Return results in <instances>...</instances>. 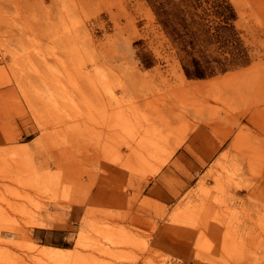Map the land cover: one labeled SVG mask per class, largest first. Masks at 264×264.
Wrapping results in <instances>:
<instances>
[{"label":"rangeland","instance_id":"1","mask_svg":"<svg viewBox=\"0 0 264 264\" xmlns=\"http://www.w3.org/2000/svg\"><path fill=\"white\" fill-rule=\"evenodd\" d=\"M151 1L0 0V264H264V0L202 77Z\"/></svg>","mask_w":264,"mask_h":264},{"label":"trees","instance_id":"2","mask_svg":"<svg viewBox=\"0 0 264 264\" xmlns=\"http://www.w3.org/2000/svg\"><path fill=\"white\" fill-rule=\"evenodd\" d=\"M154 12L163 31L178 47L183 68L188 76L202 77L213 73L215 67L209 52L212 43L219 42L212 50L224 47L229 41L221 34L230 30L229 19L233 16L231 5L226 0H211V10L219 16L216 24H208L209 8H198L203 0H152ZM210 28H213L210 31ZM217 60V59H216ZM223 64V63H221ZM226 69L224 65L218 67Z\"/></svg>","mask_w":264,"mask_h":264},{"label":"bare ground","instance_id":"3","mask_svg":"<svg viewBox=\"0 0 264 264\" xmlns=\"http://www.w3.org/2000/svg\"><path fill=\"white\" fill-rule=\"evenodd\" d=\"M249 69V68H248ZM248 69L246 71H248ZM245 71V70H244ZM238 73V72H237ZM237 73H231L230 75H237ZM134 74L138 77H140V79H145L147 75L145 74H140V73H136L134 72ZM229 75V76H230ZM148 78L152 81H154L156 78H157V74L156 73H150ZM178 82H175L173 81V83H171V85H167V88L169 90L172 91V93L174 92L173 90L174 89H182V90H194L195 88H201L203 85H204V82L201 81V82H194V83H191V82H188L187 80H185L183 78V76H179L178 78ZM221 79V78H220ZM146 80V79H145ZM168 80V79H167ZM219 80V79H218ZM34 245H30V247H33ZM45 252H47L46 250H43ZM60 253L56 254L57 256L59 255Z\"/></svg>","mask_w":264,"mask_h":264},{"label":"crops","instance_id":"4","mask_svg":"<svg viewBox=\"0 0 264 264\" xmlns=\"http://www.w3.org/2000/svg\"><path fill=\"white\" fill-rule=\"evenodd\" d=\"M203 133H204V131L203 130H200V132H199V134H197V136L199 135V136H203ZM106 169H108L109 170V168H107V167H105ZM153 189H150V191H152ZM167 236V237H169L167 234H165V233H163L162 234V236H161V239L163 238V236ZM170 238V237H169ZM166 243L168 244V245H170V246H173L174 244H172L171 245V238H170V242H168V241H166ZM48 246H51V245H48ZM43 247H47L46 245H44ZM54 247H59V246H54ZM172 249H174V247H171Z\"/></svg>","mask_w":264,"mask_h":264}]
</instances>
